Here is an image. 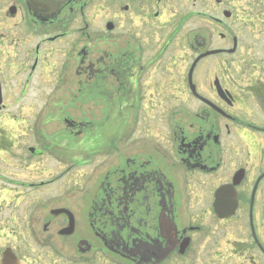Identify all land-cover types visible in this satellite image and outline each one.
Segmentation results:
<instances>
[{
    "label": "flooded vegetation",
    "instance_id": "obj_1",
    "mask_svg": "<svg viewBox=\"0 0 264 264\" xmlns=\"http://www.w3.org/2000/svg\"><path fill=\"white\" fill-rule=\"evenodd\" d=\"M49 121L83 137L71 194ZM15 199L0 238L28 239L0 264H264V0H0V213Z\"/></svg>",
    "mask_w": 264,
    "mask_h": 264
},
{
    "label": "rangeland",
    "instance_id": "obj_2",
    "mask_svg": "<svg viewBox=\"0 0 264 264\" xmlns=\"http://www.w3.org/2000/svg\"><path fill=\"white\" fill-rule=\"evenodd\" d=\"M176 49H178L180 51L182 50L181 44H179L178 42H177V48ZM71 77H72V74H71V70H70L69 74H68V79H70V81H71ZM48 78H53L51 73L48 75ZM63 80H64V77H62V81ZM64 83H66V82L62 83L63 86L68 87V85L64 84ZM50 85H51V81L49 80L47 82L46 90H45L47 93V96H46L47 98L51 94V92H53V91H50ZM71 107L72 106H67V105H59L56 107L50 106L49 109L46 110V113L47 112L50 113V109H53L51 111L53 113H72L73 110ZM46 108H48V103L46 105ZM63 125H60L59 122H51V121L46 123V132H48V134L54 132L52 135H50V138H47V141L50 142L52 139H54L53 135H55V132H57V133L60 132L61 136L59 137V142H61L60 144H62V147H64V149L62 150V159L63 160H61V162L56 158L54 153H51L50 151H48L49 153L46 157V160H47L46 167H47V169H50V168L54 169L56 166H58L60 164V166L62 168L59 171H61V172L64 171V173L60 175V182H62L63 193L64 194H71L72 192L67 190V189L69 187H71V183L74 181V178L76 177V174L78 172L79 167H74V168L70 167V165L72 164V162H70V161H72V152H69L68 146H70V144L73 140L80 141L83 137L81 135H76V134H72L73 136L70 134L69 135L65 134V127ZM56 170H57V167H56ZM59 171H57V174H60ZM56 187H57V182L53 183L51 185H48L47 190H48V192L53 193L54 188H56ZM74 194H76V193H74ZM76 195H78V194H76ZM21 206H22V204L20 203V200L15 199V201L12 202V205L9 203V206L5 210H2V212L0 213L1 218H5V215H9V214H11V212L13 214H16L19 212L22 213ZM11 209H12V211H11ZM8 219H9L8 224H9L10 230L13 229V227L16 230L17 229L16 227H18L19 234H17L18 232L12 233L9 230V234L5 238H0V241L1 242L7 241V242L13 243L17 248L16 249L17 252L21 255L23 253L22 244L24 243V241H26V239H28L27 233L29 231L27 230V228L22 229L23 227L21 225H19L18 223L11 222L10 218H8ZM0 224H1V226L6 225L5 222L1 223V221H0ZM17 224H18V226H17ZM19 227H21V228H19ZM11 233H12V235H11ZM5 234H7V233H5ZM2 236H5V235H3V234L0 235V237H2ZM219 237H221L222 239L231 238L232 240H235V239H243V238L245 239L246 235L242 231L239 232V231L231 230L228 232V234H226L224 232L221 233L219 235ZM198 242H200V241H198ZM223 242L225 243L224 240H223ZM226 249H227V245H223V250L225 251ZM203 254L204 253L200 254L198 257L200 258V256H201V258H203ZM205 256H207L206 253H205ZM245 258H246V256L244 257V254L240 253V254L234 255L230 251V252L226 253V255L223 257V264H227V263L231 264L233 262L235 264H243ZM183 262H186V258L183 260Z\"/></svg>",
    "mask_w": 264,
    "mask_h": 264
},
{
    "label": "water",
    "instance_id": "obj_3",
    "mask_svg": "<svg viewBox=\"0 0 264 264\" xmlns=\"http://www.w3.org/2000/svg\"><path fill=\"white\" fill-rule=\"evenodd\" d=\"M40 1L46 2V3H50V2H54L55 3V1H56V3H60L63 0H40ZM9 261H12L11 264H18L17 258L14 255H12V254L9 256V253L6 252L4 260H3V264H6V262H9Z\"/></svg>",
    "mask_w": 264,
    "mask_h": 264
},
{
    "label": "bare ground",
    "instance_id": "obj_4",
    "mask_svg": "<svg viewBox=\"0 0 264 264\" xmlns=\"http://www.w3.org/2000/svg\"><path fill=\"white\" fill-rule=\"evenodd\" d=\"M182 85V84H181ZM63 160V159H62Z\"/></svg>",
    "mask_w": 264,
    "mask_h": 264
}]
</instances>
